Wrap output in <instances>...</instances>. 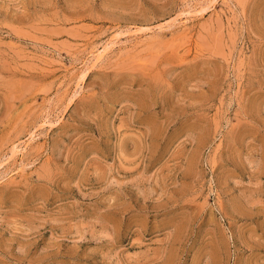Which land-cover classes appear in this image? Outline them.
I'll use <instances>...</instances> for the list:
<instances>
[{"label": "rangeland", "instance_id": "obj_1", "mask_svg": "<svg viewBox=\"0 0 264 264\" xmlns=\"http://www.w3.org/2000/svg\"><path fill=\"white\" fill-rule=\"evenodd\" d=\"M0 264H264V0H0Z\"/></svg>", "mask_w": 264, "mask_h": 264}]
</instances>
